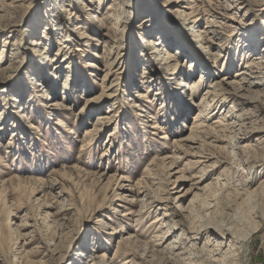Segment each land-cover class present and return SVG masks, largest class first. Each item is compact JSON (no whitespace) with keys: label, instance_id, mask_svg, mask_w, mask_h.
<instances>
[{"label":"rangeland","instance_id":"374dc122","mask_svg":"<svg viewBox=\"0 0 264 264\" xmlns=\"http://www.w3.org/2000/svg\"><path fill=\"white\" fill-rule=\"evenodd\" d=\"M249 2L252 11L245 18L261 39L259 53L264 0ZM157 3L0 0V117L6 116L0 119V264H182L162 246L149 244L161 232L157 220L164 213L200 214L195 196L175 198L190 189L203 165L188 157L166 170L162 159L173 155L175 140L189 134L195 110L187 98L201 102L212 82L230 81L251 57L240 35L229 36L213 62L198 48L197 37L183 28L167 30L165 48L181 52L176 47L183 44L184 60L203 57L206 70L190 61L167 75L171 70L144 60L140 48L144 33L157 32L160 21H179L163 16L169 0ZM55 59L59 70L51 83L45 72L53 71ZM68 67L67 96L60 84ZM35 81L46 89L35 88ZM86 98L97 101L85 109ZM221 111H212L209 122ZM109 116L111 124L105 121ZM153 122L155 130L149 128ZM93 128L95 138L88 136ZM111 177L124 180L115 185ZM153 197L167 202L144 211ZM129 212L134 215L121 216ZM249 255L248 264H264V224Z\"/></svg>","mask_w":264,"mask_h":264},{"label":"bare ground","instance_id":"6f19581e","mask_svg":"<svg viewBox=\"0 0 264 264\" xmlns=\"http://www.w3.org/2000/svg\"><path fill=\"white\" fill-rule=\"evenodd\" d=\"M157 1L145 0L152 5L158 4ZM169 4L167 12L160 7L157 8L155 15H160L163 11L164 17L172 15L179 21L166 18L160 21L157 32L144 33L140 47L144 60L151 58L166 65L171 70L167 74L170 76L174 75L178 67L184 68V63L190 61L204 70L203 57L193 56L190 60L189 58L187 61L184 60L186 48L183 44L176 47L181 52L165 48L166 31L173 32L183 28L191 36L197 37L198 43L201 44L198 48L213 62L219 59V53L216 51H220L224 41L229 36L240 35L243 51L250 55L251 62H248L230 81L222 79L220 82H212L201 102L196 103L192 98H187L193 111L195 110L192 124L188 128L189 134L178 141L175 140L173 155L162 160L163 168L166 170L177 168L179 162L185 161L188 157L203 165L198 175L194 177L190 189L175 198L179 202L187 195L195 196L193 203H200L198 211L200 214L194 213V209L193 217L188 216L190 209L180 211L184 214H178L174 209L171 214L164 213L157 220L161 232L149 245L162 246L182 264H248L250 245L264 224V49L257 53L256 48L261 39H258V33L253 29V21L248 22L245 18L252 11V3L249 0H169ZM70 5L72 4L67 7ZM170 6L177 8L172 9ZM86 9L99 12L95 8ZM222 9L228 13L220 12ZM117 16L114 14L115 19ZM120 20L121 18L118 19V23ZM165 21L167 24H164ZM71 23L79 27L76 21ZM227 31L231 34L227 35ZM152 36L157 37L154 39ZM64 48L59 49V52H63ZM111 54L112 50H109L107 55ZM116 59L113 60V64ZM43 60L46 61L48 58L44 56ZM49 60L54 61L53 57ZM55 63L56 59L52 65V72L50 70L45 72V80H50L51 83H55L54 72L59 70ZM102 72H105L102 78L105 81L110 71ZM63 78L60 85L64 90L63 94L67 95L72 84L71 67L65 71ZM142 79H146V76ZM143 82L148 84L150 79ZM34 84L39 90L46 89L39 81H35ZM194 88L191 85V90ZM85 89L83 87V90ZM35 93L36 90L32 89V94ZM34 99L39 101L36 96ZM38 101L36 103L40 107ZM96 101L97 99L86 98L85 109H89ZM181 102L186 103L184 99ZM246 107L252 109H244ZM221 108L223 111L217 114L219 116L217 121L209 122L212 111L216 109L220 111ZM5 117L2 114L0 119L4 122ZM113 118L109 116L105 121L109 123ZM97 124H100V120L95 126ZM149 128L155 130L157 126L153 122ZM97 130L93 128L88 132V136L97 137ZM206 140L211 142L208 143ZM179 144L186 148L185 152H180L182 149ZM256 152H261L260 157L252 155ZM125 165L127 167V164ZM122 180L124 179L111 177L108 182L115 181V185H118ZM208 180L211 182H207ZM161 202L167 201L153 197L147 201L144 211ZM133 215L134 213L129 212L121 216L127 219ZM176 217H179V220H175Z\"/></svg>","mask_w":264,"mask_h":264}]
</instances>
